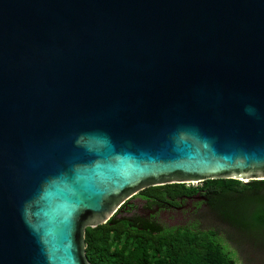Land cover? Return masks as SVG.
<instances>
[{"label": "water", "instance_id": "1", "mask_svg": "<svg viewBox=\"0 0 264 264\" xmlns=\"http://www.w3.org/2000/svg\"><path fill=\"white\" fill-rule=\"evenodd\" d=\"M207 179H264V0H0V264H92L87 227Z\"/></svg>", "mask_w": 264, "mask_h": 264}, {"label": "flooded vegetation", "instance_id": "2", "mask_svg": "<svg viewBox=\"0 0 264 264\" xmlns=\"http://www.w3.org/2000/svg\"><path fill=\"white\" fill-rule=\"evenodd\" d=\"M209 180L217 179L187 186L179 193L160 188L154 194H142L145 188L125 201L115 215L133 208L131 200L137 198L138 212L118 217H141L161 233L181 229V233L208 234L233 257L235 264L236 255H249L253 247L264 251V220L255 217L259 211L264 213V179L240 181L237 188ZM206 221L204 227L202 222Z\"/></svg>", "mask_w": 264, "mask_h": 264}, {"label": "trees", "instance_id": "3", "mask_svg": "<svg viewBox=\"0 0 264 264\" xmlns=\"http://www.w3.org/2000/svg\"><path fill=\"white\" fill-rule=\"evenodd\" d=\"M209 181L225 184L227 188L240 185L234 179ZM160 188L179 193L187 186L182 183L152 186L142 194H154ZM263 214L259 211L256 220H264ZM85 244L92 264H235L233 257L212 236L201 232L181 233V229L161 233L141 217L113 215L106 223L87 227Z\"/></svg>", "mask_w": 264, "mask_h": 264}, {"label": "rangeland", "instance_id": "4", "mask_svg": "<svg viewBox=\"0 0 264 264\" xmlns=\"http://www.w3.org/2000/svg\"><path fill=\"white\" fill-rule=\"evenodd\" d=\"M137 202V198L133 199L130 204L133 203L134 207L125 209L124 211H127L124 213V211H119L117 216H123V215H131L135 212H138V209H140V204L135 203ZM207 222H202L203 226L206 227ZM251 249V248H249ZM249 255H236L238 264H264V251L261 250L259 247H253L250 251Z\"/></svg>", "mask_w": 264, "mask_h": 264}, {"label": "built area", "instance_id": "5", "mask_svg": "<svg viewBox=\"0 0 264 264\" xmlns=\"http://www.w3.org/2000/svg\"><path fill=\"white\" fill-rule=\"evenodd\" d=\"M198 184H192V185H187L188 187H194V186H197Z\"/></svg>", "mask_w": 264, "mask_h": 264}]
</instances>
